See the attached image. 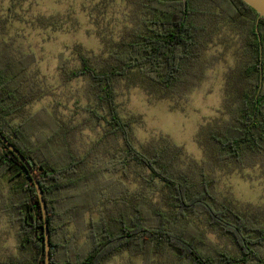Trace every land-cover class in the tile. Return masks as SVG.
Wrapping results in <instances>:
<instances>
[{
    "label": "trees",
    "instance_id": "16d2710c",
    "mask_svg": "<svg viewBox=\"0 0 264 264\" xmlns=\"http://www.w3.org/2000/svg\"><path fill=\"white\" fill-rule=\"evenodd\" d=\"M132 26L110 40L104 54L90 56L76 48L80 65H61L64 82L81 78L91 120L106 127L94 145L78 156L70 147L74 129L48 109L13 123L32 99L18 86L28 62L0 67V132L31 164L46 202L50 264H103L122 252L141 255L150 264L166 254L170 264H264V223L240 212L215 191V177L205 163L183 166V147L168 139L139 148L133 139L136 118H124L117 85L125 80L160 98L183 95L197 87L211 61L206 57L218 24L226 22L244 40L242 66L229 81V118L210 128L205 142L219 163L246 167L264 160V18L243 0H131ZM110 140L122 148L109 160L88 168V160ZM205 145V146H206ZM131 164L147 171L143 186L162 191V204L140 191L127 196L118 211L107 209L88 224V241L69 235L72 216L116 195L108 174L126 173ZM86 167V169H85ZM101 180L104 182L101 183ZM0 182L10 196L3 209L16 228L23 255L7 264H45L44 220L38 194L26 167L0 140ZM116 206V205H115ZM202 218L228 238L237 253L210 249L204 234L188 220Z\"/></svg>",
    "mask_w": 264,
    "mask_h": 264
},
{
    "label": "rangeland",
    "instance_id": "374dc122",
    "mask_svg": "<svg viewBox=\"0 0 264 264\" xmlns=\"http://www.w3.org/2000/svg\"><path fill=\"white\" fill-rule=\"evenodd\" d=\"M132 7L131 0H0V67L25 59L28 64L17 82L32 98L10 120L16 124L46 108L74 129L70 147L83 156L100 138L106 124L103 120H91L84 110L89 103L85 81L77 78L64 82L60 67L71 69L80 65L78 47L90 56L104 54L107 43L118 39L126 26H132ZM243 47V36L230 24L219 23L205 53L211 64L197 87L183 95L160 98L159 94L121 80L117 85V102L124 118L137 119L133 128L137 147L150 148L164 139L182 146L183 166L205 163L207 172L215 177L216 194L264 223V160L242 168L234 163H219L205 142L207 131L229 118V81L242 66ZM121 148L120 141L110 140L90 157L88 168L100 160L111 159ZM126 170L106 176L114 183L116 195L103 196L91 209L72 216L68 233L76 236L77 245L88 241L91 220L99 219L112 207L118 211V205L123 206L127 196L140 191L147 200L163 203L162 191L143 186L145 169L131 164ZM9 196L8 187L0 182V264L23 257L17 247L16 228L2 208ZM188 222L204 234L211 250L237 253L235 245L210 229L202 218L191 216ZM168 258L166 254L156 255L150 264H170ZM103 264L148 263L141 255L122 252Z\"/></svg>",
    "mask_w": 264,
    "mask_h": 264
},
{
    "label": "water",
    "instance_id": "95a60500",
    "mask_svg": "<svg viewBox=\"0 0 264 264\" xmlns=\"http://www.w3.org/2000/svg\"><path fill=\"white\" fill-rule=\"evenodd\" d=\"M243 1L247 3L251 8H253L259 14V18L260 17L264 18V0H243ZM0 140L11 152H13L14 154L18 156V158L21 160L23 165L28 170L30 177L33 181L36 192L38 194L39 203L41 206L43 220H44L45 264H50L51 245H50V232H49V227H48L46 202L43 198V192L38 182L35 171L33 170L31 164L20 153V151L12 143H10L1 132H0Z\"/></svg>",
    "mask_w": 264,
    "mask_h": 264
}]
</instances>
